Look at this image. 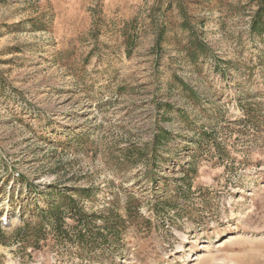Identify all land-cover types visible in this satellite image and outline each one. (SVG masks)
<instances>
[{
    "label": "rangeland",
    "instance_id": "rangeland-1",
    "mask_svg": "<svg viewBox=\"0 0 264 264\" xmlns=\"http://www.w3.org/2000/svg\"><path fill=\"white\" fill-rule=\"evenodd\" d=\"M260 5L0 0V264H264Z\"/></svg>",
    "mask_w": 264,
    "mask_h": 264
},
{
    "label": "trees",
    "instance_id": "trees-1",
    "mask_svg": "<svg viewBox=\"0 0 264 264\" xmlns=\"http://www.w3.org/2000/svg\"><path fill=\"white\" fill-rule=\"evenodd\" d=\"M255 15H256L255 18L250 23V28L253 33L259 35V34H262V32L264 31V5H260L258 7V10L256 11ZM190 44L192 46H195L200 51L204 50L203 49L204 45L201 42L197 41L196 39L190 41ZM192 58H194L193 55H192ZM182 85L185 88H187L185 84L182 83ZM163 132L164 130L161 129L159 132L160 137L158 141H161L162 138H165ZM81 191L86 192L85 190H81ZM57 196L58 197L52 203L49 204L47 209L38 210L37 217H38V220L43 221L45 220L46 217L50 216L52 218V221H51L52 226L55 227L57 230H60L58 229L57 225L63 222V218H64L63 214L65 212H70L72 213L70 216L75 218V215L77 216L79 214V211H78L76 200L73 199L70 195H65L64 193H58ZM30 223L31 222L29 221L27 222L25 221L24 226H23L24 232L21 235L22 238L25 237L26 233H28V230L31 225ZM1 242L2 241H0V243Z\"/></svg>",
    "mask_w": 264,
    "mask_h": 264
}]
</instances>
